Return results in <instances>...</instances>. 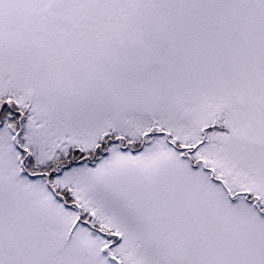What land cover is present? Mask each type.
Instances as JSON below:
<instances>
[{"label":"snow or ice","instance_id":"6c2138e0","mask_svg":"<svg viewBox=\"0 0 264 264\" xmlns=\"http://www.w3.org/2000/svg\"><path fill=\"white\" fill-rule=\"evenodd\" d=\"M0 264H264V0H0Z\"/></svg>","mask_w":264,"mask_h":264}]
</instances>
